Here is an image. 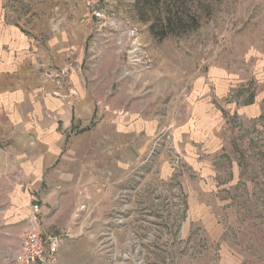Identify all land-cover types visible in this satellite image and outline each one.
Wrapping results in <instances>:
<instances>
[{"label":"rangeland","instance_id":"1","mask_svg":"<svg viewBox=\"0 0 264 264\" xmlns=\"http://www.w3.org/2000/svg\"><path fill=\"white\" fill-rule=\"evenodd\" d=\"M42 3L51 31L84 25L95 106L158 123L106 219V264H264V0ZM6 4L17 25L33 15ZM73 70L48 76L69 86Z\"/></svg>","mask_w":264,"mask_h":264},{"label":"crops","instance_id":"2","mask_svg":"<svg viewBox=\"0 0 264 264\" xmlns=\"http://www.w3.org/2000/svg\"><path fill=\"white\" fill-rule=\"evenodd\" d=\"M42 1L32 0L33 15L17 25L0 0V264L18 248L33 204L42 230L64 236L57 264H106V219L158 123L138 106H95L85 86L84 25L51 31ZM69 63V86L49 78Z\"/></svg>","mask_w":264,"mask_h":264},{"label":"built area","instance_id":"3","mask_svg":"<svg viewBox=\"0 0 264 264\" xmlns=\"http://www.w3.org/2000/svg\"><path fill=\"white\" fill-rule=\"evenodd\" d=\"M39 214V205L33 204L30 216L20 232L19 246L10 264H57L63 235L45 233L40 226Z\"/></svg>","mask_w":264,"mask_h":264}]
</instances>
